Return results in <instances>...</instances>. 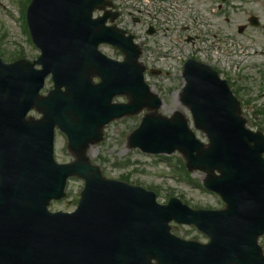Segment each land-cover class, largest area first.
Listing matches in <instances>:
<instances>
[{
  "label": "water",
  "instance_id": "water-1",
  "mask_svg": "<svg viewBox=\"0 0 264 264\" xmlns=\"http://www.w3.org/2000/svg\"><path fill=\"white\" fill-rule=\"evenodd\" d=\"M43 2L45 4L41 6V10L47 13L67 10L68 6L70 10H75L80 4L84 10L82 16L90 21V11L94 5L97 6L99 0H43ZM42 22L37 24L42 26ZM31 24L37 32L38 41L47 47V54L43 58L44 64L51 70L54 67L59 69L57 74L60 82H65L69 77L74 79L76 61L80 57L74 55V50L82 48L86 39L82 36L77 39L76 44H65L66 47L62 46L61 52L55 56V45L49 40L56 31L42 26V31L39 32L34 23ZM46 27H51V23L48 22ZM14 76L13 70L0 72V86L5 85L6 89H10L14 84ZM37 76L38 74L33 72L29 74V80L36 82ZM211 77H213L212 73L208 69L202 71L201 68H197L195 73L188 74V84L184 89L186 95L184 99L194 113L196 126L203 129L210 139L208 146L194 139L186 128V121L182 119L175 120L178 124L166 123L162 126V134L170 139L167 141L163 137L166 142L160 146L164 147H156L168 151L179 149L185 155L190 168H199L207 172L206 182L210 187L221 188L228 194V207L222 212L209 215H202L181 205L178 206L175 199H172L169 205L158 206L151 193H146L142 199L141 194L127 187H119L101 179L95 167L91 166L84 157V149L79 152L84 142L88 140L84 137L83 126L90 118L86 117L88 115L81 107L73 106L84 98V94L77 89L74 82L72 87L75 93L72 101L59 102L61 107L65 105V116L58 122L65 126L70 147L76 152L77 161L73 164L75 172L81 176H85L86 173L92 174V178L86 183L85 206L78 214L65 220V223L60 218L54 219V216L47 212L46 203L50 198L61 195V188L58 187H61L63 177H56L62 174L57 170H51L45 163L44 157L41 165L34 161L35 137L39 136L41 140L38 143L40 148L45 147L47 141L41 134L20 133V130H23L21 111L27 108L26 103L24 107L23 101L18 102L12 120L8 115H3L11 105L10 98L0 95V141L2 140L1 144L5 145L4 151H0V191L7 194L5 203L0 199V231L4 233V230H10L9 237H14L16 231L31 228L26 232H30L27 238L25 236L22 238L23 244L21 241L16 244L18 246L22 244L25 248L19 254L14 244L8 252L5 240H0V250L4 248L10 256L18 254L19 264H154L152 258L156 259L155 264H264L262 250L257 244L258 236L264 232V159L262 157L264 137L260 133H253L244 128V120L240 118L237 102L227 89H222ZM40 82L41 79L38 83ZM31 85L16 86L23 88L19 91L26 92L25 96H30L29 88L37 94L40 87V85L30 87ZM223 92L231 96L233 108L227 107L228 103L222 106V102L215 97L221 96ZM37 97L35 96L34 99ZM46 100L51 105L42 110L51 115V107L57 103V98ZM37 102L40 104L42 100L38 99ZM229 110L235 115L241 131L229 133L228 127L225 126L226 114ZM10 131L15 138L7 141L1 134L7 135ZM213 133L219 136L215 142ZM18 145L28 154H21ZM239 156L242 159H238ZM45 158L47 161L48 156L46 155ZM24 160L29 161L28 165H19V162ZM47 163L49 165L48 161ZM215 169L220 172L219 176L215 175ZM47 173L52 174L54 179L49 181L45 175ZM234 177L239 180L237 185L233 183ZM21 186L27 189L33 188L42 195L31 200L22 198L19 205L21 208H18L16 202L20 200L18 192H21ZM103 194H107L112 203L106 205L100 203L98 197ZM118 200L120 203L116 207L114 204ZM258 203L259 205H256ZM103 206L107 207L103 208ZM100 214H105L112 224L102 218L98 219ZM123 214H125L123 218L118 220ZM229 215L235 219L224 222V218ZM173 216L181 222H195L202 226V229L212 233L213 240L209 245L202 246L173 239L167 232L168 220ZM119 222L120 229L117 228ZM43 223H46L51 235H59L58 239L55 238L49 243L55 248L52 250V255L45 248L42 250L31 248L32 234L35 229L40 232L39 227ZM98 226L99 229L96 230ZM65 229L66 234H63ZM157 229L161 230L156 232ZM37 235L35 234L33 242ZM202 247L206 248L200 249Z\"/></svg>",
  "mask_w": 264,
  "mask_h": 264
},
{
  "label": "rangeland",
  "instance_id": "rangeland-1",
  "mask_svg": "<svg viewBox=\"0 0 264 264\" xmlns=\"http://www.w3.org/2000/svg\"><path fill=\"white\" fill-rule=\"evenodd\" d=\"M220 2L130 0L135 9L134 15L153 22L158 28L157 33L147 35L146 22L134 23L145 42L143 60L148 67L162 70L160 75L148 73V82L164 100L162 113L169 116L180 110L190 117L188 108L180 102L184 84L182 71L188 58H197L220 70L222 76L230 80L233 88L239 91L248 127L264 132V0H230L227 4L230 6L222 9L225 12L219 9ZM21 9L18 0H0V51L6 61H11L9 58L16 49L23 50L28 57L37 54L25 32ZM251 15L259 17V27L247 26ZM243 26L247 28L240 32L239 28ZM164 52L170 54L167 56ZM142 114L110 123L105 139L93 147L91 158L103 168L104 174L117 179L127 177L130 183L155 190L161 202L177 195L195 208L223 207L218 195L196 183L191 184L183 177L179 169L184 161L179 153L153 156L128 148L127 136L138 126ZM195 131L207 141L204 133ZM58 143L57 159L62 162L70 160L63 133L59 132ZM190 177L202 182L204 173L198 171ZM83 183L82 179H72L68 186V198L55 203L53 209H72ZM172 231L183 238L207 241L206 235L193 226L177 225ZM259 244L264 251V236L259 239Z\"/></svg>",
  "mask_w": 264,
  "mask_h": 264
},
{
  "label": "bare ground",
  "instance_id": "bare-ground-1",
  "mask_svg": "<svg viewBox=\"0 0 264 264\" xmlns=\"http://www.w3.org/2000/svg\"><path fill=\"white\" fill-rule=\"evenodd\" d=\"M99 2H100V0H99ZM45 18H50V15L48 14V13H46L45 15ZM85 18V16H82V19H84ZM99 30V28H96V29H92V31L91 32H88V37L89 38H91V37H96V35H93L95 32H97ZM99 36H100V34H98ZM90 72H92V69H88V71H87V73H90ZM19 74H23V72H19ZM17 82H20V83H24L25 81H22V80H19V81H17ZM19 89H22L23 90V88H19L18 86H16V85H13V86H11V88L10 89H6L5 88V85H2V86H0V95L1 96H8L9 98H10V102H11V105H10V107H9V109L7 110V112H5L3 115L4 116H9L8 118H11L12 120L14 119V117H15V114H16V111H17V104H18V102L20 101V99H22L23 98V95H24V93L25 92H23V91H19ZM226 95H227V98H226ZM216 98H218L221 102H222V106L223 105H225V104H227L228 103V105H227V107H231V108H233L234 107V104H233V102H232V98H231V96L230 95H228L227 94V92L224 94V92L223 93H221V96H215ZM233 97V96H232ZM213 99H215V98H213ZM225 99H227V101L225 100ZM150 99H147L146 98V101H149ZM218 106H220V103H218ZM207 110H209L208 109V107H205ZM9 122V121H8ZM225 126H227L228 127V131H229V133H234V132H237V131H241V129H239L238 128V124H237V121H236V119H235V115L234 114H232V111L231 110H229V113H227L226 114V125ZM11 128H12V126H11ZM11 128H10V130H11ZM22 129H23V126H22ZM4 131L6 130L5 128L3 129ZM20 133L21 134H26L27 132H24V130H20ZM2 136H3V138L5 139V140H7V141H12V140H14V138H15V135H13L12 133H11V131H10V133H8L7 135H5V134H1ZM213 137H214V142L217 140V139H219V136H217L216 134H214L213 133ZM36 138V153H33V156H36L35 158H34V161L38 164V165H41V164H43V162H42V156L44 157V159H45V154H44V150H43V148L41 147H39V140H40V138H39V136H37V137H35ZM3 139V140H4ZM222 139H224V137H222ZM227 139V138H226ZM1 142H2V140L0 141V144H1ZM232 144V143H231ZM233 145V144H232ZM1 147H0V151H4V148H5V145L2 143L1 145H0ZM253 147H255V146H253ZM258 148H260L259 146H257ZM18 148L22 151L21 152V154H28V153H25L21 148H20V146L18 145ZM218 157V156H217ZM238 159H242V157L241 156H239L238 157ZM28 162L29 161H27V160H24V161H21V162H19V165H28ZM16 162H15V160H14V164H15ZM18 166V165H17ZM232 180H233V178H232ZM233 183L235 184V185H237L238 183H239V180H238V178L237 177H234V181H233ZM32 186H33V184H32ZM42 194L41 193H39L38 191H36V190H34L33 188L32 189H27V188H25V187H23V186H21V192H18V196L20 197L19 199V201H17L16 202V207H18V208H21V207H19V205L21 204V199L22 198H25V200H31V199H34L35 197H37V196H41ZM6 197H7V194L6 193H4L3 191H0V199L3 201V203H5V200H6ZM121 198V197H120ZM98 201L100 202V203H102V204H104V205H106V204H108V203H112L111 202V199L108 197V195L107 194H103V195H99V197H98ZM118 203H120V200H118V201H116L115 202V206L118 204ZM104 207H107V206H103V208ZM117 207V206H116ZM126 214V213H125ZM125 214H123V215H121L119 218H118V220H121V218H123V216L125 215ZM91 216V215H90ZM20 217V216H19ZM98 219H103V220H105L106 222L108 221V218L105 216V214H100L99 215V217H97ZM93 223H95V222H93ZM108 223H110V224H112V222H110V221H108ZM118 229H120V227H121V223L119 222L118 224ZM96 230H98L99 229V226L98 227H96L95 228ZM39 234H38V236L35 238V241L32 243V246H31V248L32 249H40V250H42V249H48V248H51V249H55V248H53V247H51L50 245H49V243L51 242V241H53L54 240V236H52L49 232H48V230H47V227H46V223H43V225L42 226H40L39 227ZM0 240H5V241H7L8 240V236L5 234V233H2L1 231H0ZM32 240H33V238H32ZM0 257H1V251H0ZM5 257H7V256H5ZM0 264H1V262H0ZM5 264H8V259L6 258V261H5Z\"/></svg>",
  "mask_w": 264,
  "mask_h": 264
}]
</instances>
